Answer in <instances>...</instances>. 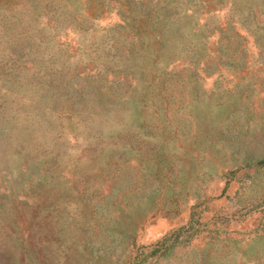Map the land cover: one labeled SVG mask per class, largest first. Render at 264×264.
<instances>
[{"label": "rangeland", "instance_id": "rangeland-1", "mask_svg": "<svg viewBox=\"0 0 264 264\" xmlns=\"http://www.w3.org/2000/svg\"><path fill=\"white\" fill-rule=\"evenodd\" d=\"M0 264H264V0H0Z\"/></svg>", "mask_w": 264, "mask_h": 264}]
</instances>
